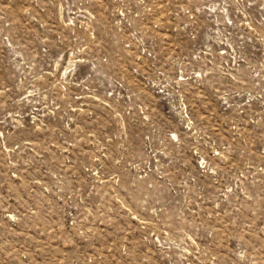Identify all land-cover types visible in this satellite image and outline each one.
<instances>
[{
    "label": "rangeland",
    "instance_id": "rangeland-1",
    "mask_svg": "<svg viewBox=\"0 0 264 264\" xmlns=\"http://www.w3.org/2000/svg\"><path fill=\"white\" fill-rule=\"evenodd\" d=\"M43 1L0 0V131L13 122L17 144L11 165L0 141V175L13 166L18 176L0 264H264V0H195L199 77L181 101L148 97L143 117L129 111V55L99 4L96 41L124 86L71 129L34 110L42 94H13L29 69L12 40L64 18L57 0L43 15Z\"/></svg>",
    "mask_w": 264,
    "mask_h": 264
},
{
    "label": "built area",
    "instance_id": "built-area-1",
    "mask_svg": "<svg viewBox=\"0 0 264 264\" xmlns=\"http://www.w3.org/2000/svg\"><path fill=\"white\" fill-rule=\"evenodd\" d=\"M30 1L35 7L39 4ZM155 1L107 0L103 4L101 0H57L59 13L64 17L58 29L53 30L48 23L38 19L40 31L30 28V39L12 40V47L17 49L14 52L16 61L26 62L29 69L27 73L16 74L17 79L26 78L29 83L21 88L15 84L13 94H42L45 105L42 108L34 106V110L44 108L47 113H59L56 125L66 129L81 126L76 119L78 112L88 111L91 102L109 106L106 98L117 95L124 83L123 73L112 66L109 53L96 41L95 16L100 12L95 9L101 4V13L108 16L109 37L113 40L118 37L129 55V111L143 117L149 105L148 97L153 95L161 99L177 96L181 101L185 84L189 79L199 77L200 72L196 59L195 0ZM42 3L44 5L39 8L45 16L56 9L52 0ZM2 8L4 6L0 4V13ZM165 15L171 16L172 21L168 23L169 28L162 31V16ZM53 35L56 38L54 44ZM181 35L185 43L176 41L173 44L171 39ZM94 80H100V83L95 84ZM0 92L5 90L1 88ZM80 140L89 143L96 138L90 133ZM0 141L6 152L3 161L13 165L17 148L13 122L10 132L0 131ZM17 177V169L13 166L0 175V228L7 225L13 230L17 223Z\"/></svg>",
    "mask_w": 264,
    "mask_h": 264
}]
</instances>
